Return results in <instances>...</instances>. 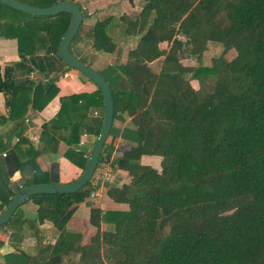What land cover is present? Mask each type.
Masks as SVG:
<instances>
[{"label": "trees", "instance_id": "trees-1", "mask_svg": "<svg viewBox=\"0 0 264 264\" xmlns=\"http://www.w3.org/2000/svg\"><path fill=\"white\" fill-rule=\"evenodd\" d=\"M127 1L135 9L118 21L134 43L116 70L117 83L107 82L113 123L129 120L136 144L121 147L111 161L112 127L97 167L125 177L104 180L108 202L89 203L81 231L69 222L99 183L91 180L73 194L33 196L29 202L37 207L36 218L25 219L18 208L0 230L14 223L21 229L19 239L33 237L36 247L32 253L16 247L0 264H264V0ZM0 8L8 10L1 3ZM19 14L15 26L0 27V37L15 36L18 44L20 61L0 72L9 111L4 122L14 123L18 136L29 107L43 109L59 92L60 74L71 70L57 56L70 16ZM111 22L97 21L91 29L95 51L116 50ZM172 43L176 46L169 51ZM186 57L196 64L184 65ZM18 71L43 78L18 80ZM87 98V106L102 107L100 127L102 95L97 89ZM81 100L85 96L60 98L57 117L43 125L52 131L51 140L59 135L70 147L79 141L80 123L72 117L82 116ZM1 140L0 152L9 146ZM37 155L21 137L0 159L5 206L19 189L45 183ZM145 156L151 158L147 163ZM15 172L31 177L10 191ZM42 234L51 241L43 243Z\"/></svg>", "mask_w": 264, "mask_h": 264}, {"label": "crops", "instance_id": "crops-1", "mask_svg": "<svg viewBox=\"0 0 264 264\" xmlns=\"http://www.w3.org/2000/svg\"><path fill=\"white\" fill-rule=\"evenodd\" d=\"M24 4L30 3L27 0H18ZM33 1V0H32ZM58 2H71L80 6L83 12L86 14V18H83V22L79 29L78 34L72 41L70 45V51L83 63L87 64L97 72H99L110 84L117 83V78L120 76L119 70L116 73V70L119 66L123 65L125 62L122 59L121 62L116 61V53L121 51L120 46H125L127 43L124 41L129 39H120L114 40L117 43V48L113 53H104L95 51L92 48L90 32L93 26L97 21L104 20L106 18H111V27L117 28L120 22L115 20L114 17L117 13V3L120 0H56ZM126 1V0H125ZM53 3V0H52ZM123 4V1H121ZM6 7V6H5ZM8 8V7H7ZM0 8V27L4 29V26L12 25L15 26L20 22L22 16L15 10L11 11ZM135 7L133 4L127 2V8L124 9L125 14H130ZM115 20V21H114ZM110 27V28H111ZM111 28V29H112ZM110 34V31H109ZM113 39H116L113 37ZM136 41V38L134 39ZM131 42L130 45H132ZM120 45V46H118ZM128 46L126 50L131 46ZM123 48V47H122ZM42 55V53H40ZM123 56V55H122ZM115 57L112 62L111 59ZM20 61L19 52H18V44L17 38L15 36H1L0 37V72L4 73V69L7 66H11L12 64L18 63ZM102 67V70L95 69L94 66ZM61 67L58 65V69ZM61 69H64L62 67ZM60 78L58 79L56 86L59 89L58 94L53 97L43 109L39 111H34L32 107H29L24 121L22 123V132L20 136L17 133H14L15 129L14 123H5V119L8 118V109L6 107V97L0 93V137L2 138L1 144L7 145L8 148L0 153H7L10 149L19 141V138L23 137L30 142L35 151L39 152V155L35 158V165L41 172V179L45 181V183H61L68 184L75 181L83 171L85 167V163L87 158L89 157L91 148L95 142V139L99 133L100 127H98L99 121L102 115V107L99 104H94V106H87V96L91 94H96V87L85 79L78 71L76 70H65L62 74H60ZM16 79H29L34 82H38L43 77L36 74L31 73L28 76H24L22 72H17L15 75ZM72 95H83L85 96V100L79 101L80 106L83 107L82 116H73L72 118L80 123L78 126V135L79 141L77 143H73L72 147L67 145L59 135H54L56 139L51 140V136L53 133L51 130L48 132L43 130V125L48 122L54 120L61 108L60 98L65 96ZM98 97V96H97ZM97 102H100V99H94ZM94 101V102H95ZM103 119V116H102ZM102 123V122H101ZM62 124L64 126L68 125V120L66 116L62 117ZM114 131L113 137L111 141L116 139V144L114 146L113 151L111 152V161L117 158L120 155L121 147L126 146H134L136 134L135 128L130 124L129 120L125 123H113ZM97 132V133H96ZM64 131H61V134ZM114 138V139H113ZM2 159V158H0ZM3 160V159H2ZM151 158L145 156L142 159L143 163H147ZM106 168L99 167L96 169L93 177V183H99V188L97 192H100L103 189V182ZM29 173H25L21 176L19 172H15L10 178L9 183L7 184V189L12 191L14 187L21 186L25 180H29L31 175ZM125 177L123 173H114L110 174L109 180H115L116 176ZM100 180H103L100 182ZM110 183V182H109ZM44 184V183H43ZM99 194V193H98ZM97 194V196H98ZM105 195V194H104ZM104 195L100 196L101 200H95V205H105L108 201L104 197ZM89 203L81 204L77 211L74 213L72 219L69 222V227L76 231H81L84 226V210L87 211V215L89 212ZM5 205L0 201V214L5 209ZM21 212L25 219H35L37 207L31 202L26 203L25 205L20 207ZM80 213V214H79ZM86 215V216H87ZM21 230V229H20ZM16 229V225L12 223L7 228H3L0 230V238L3 240V245L0 246V261L2 257L14 251L16 247L21 248L24 251L29 249L30 253H32L31 247H36L37 241L33 237H23L21 240L19 239L21 232ZM43 235V234H42ZM6 236V238H4ZM43 243H49L51 241V237H46L43 235L42 238ZM28 247V248H27ZM33 248V249H34Z\"/></svg>", "mask_w": 264, "mask_h": 264}, {"label": "water", "instance_id": "water-1", "mask_svg": "<svg viewBox=\"0 0 264 264\" xmlns=\"http://www.w3.org/2000/svg\"><path fill=\"white\" fill-rule=\"evenodd\" d=\"M0 3L12 10L33 17H52L62 13L68 14L70 16L69 26L60 39L57 48V56L67 67L78 71L100 91L103 103V119L101 127L80 176L75 181L68 184H34L19 189L0 214L1 227L6 225L16 210L28 203L33 196L41 194H73L81 190L91 181L99 165L104 144L113 127L114 103L112 100L111 88L106 79L99 72L73 56L70 51V45L78 34L83 22V13L77 4L71 2H58L56 0H53V4L48 7H35L29 4H24L18 0H0Z\"/></svg>", "mask_w": 264, "mask_h": 264}, {"label": "rangeland", "instance_id": "rangeland-1", "mask_svg": "<svg viewBox=\"0 0 264 264\" xmlns=\"http://www.w3.org/2000/svg\"><path fill=\"white\" fill-rule=\"evenodd\" d=\"M28 2H31L32 0H27ZM41 1L42 0H36V4L38 5L39 3H41ZM121 1H123V4L121 3ZM127 0L125 1V0H120L118 3H117V13L115 14V16L114 17H112V18H114L115 20H119V18L121 17V16H125L126 14L124 13V9H126L127 8ZM114 20V21H115ZM115 26H118L117 28H112L111 29V31H110V36L113 38H116V39H114V40H120V39H126V37H124V33H123V31H122V29H121V27H122V25H121V22L117 25H115ZM125 43H127L125 46H120V45H118V46H120V49H121V51L119 52V53H116V61H118V62H121V60L123 59L124 60V62H126V59H127V51L128 50H126L127 49V47L131 44V42L130 41H127V40H125L124 41ZM132 45H133V43H132ZM131 46V45H130ZM176 46V43H172L171 45H170V48L168 49L169 51H173V49H174V47ZM123 47V48H122ZM220 50L221 49H219V48H217L216 49V51L217 52H220ZM213 51V50H212ZM212 54V53H211ZM123 55V56H122ZM114 59H115V57H113V59H111L112 60V62L114 61ZM183 64L184 65H188V66H192V65H194V64H196V60L195 59H191L190 57H186L184 60H183ZM98 67H100V66H94V68L95 69H98ZM100 70H102V67H100L99 68ZM191 84H192V86L193 87H197V84L195 83V82H191ZM103 176H110V175H104L103 174ZM106 180V179H105ZM109 182H112V180H108ZM99 193V194H98ZM97 194H98V196H97ZM105 194V189H103L102 191H101V194H100V192H97V193H93V195H91V197L89 198V200L88 201H91L92 202V204H94V202H95V200H96V202L97 201H99V200H101V197L100 196H102V195H104ZM100 195V196H99ZM94 201V202H93ZM95 205V204H94ZM87 210V209H86ZM86 210H84L83 212H84V224H85V222H86V220L88 219V216H89V212H88V215H87V211ZM80 214V213H79ZM87 215V216H86ZM4 238H6V236L4 237ZM28 248V247H27ZM32 248V252H33V248L34 247H31ZM27 252H30L29 251V249H27Z\"/></svg>", "mask_w": 264, "mask_h": 264}, {"label": "built area", "instance_id": "built-area-1", "mask_svg": "<svg viewBox=\"0 0 264 264\" xmlns=\"http://www.w3.org/2000/svg\"><path fill=\"white\" fill-rule=\"evenodd\" d=\"M4 157H6V153H0V158H4ZM106 165L109 166V164H107V163H106ZM105 168H106V166H105ZM104 175H110V170L108 168H106ZM110 177L111 176H106V177L104 176V179L109 180Z\"/></svg>", "mask_w": 264, "mask_h": 264}]
</instances>
